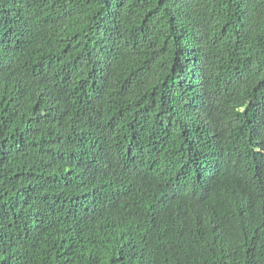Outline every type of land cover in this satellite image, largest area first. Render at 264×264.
Here are the masks:
<instances>
[{
  "label": "trees",
  "instance_id": "obj_1",
  "mask_svg": "<svg viewBox=\"0 0 264 264\" xmlns=\"http://www.w3.org/2000/svg\"><path fill=\"white\" fill-rule=\"evenodd\" d=\"M0 264H264V0H0Z\"/></svg>",
  "mask_w": 264,
  "mask_h": 264
}]
</instances>
